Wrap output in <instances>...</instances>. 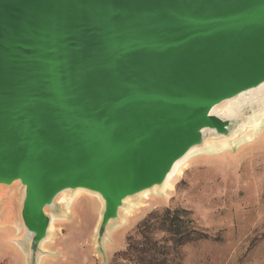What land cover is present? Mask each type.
I'll return each instance as SVG.
<instances>
[{
  "label": "water",
  "instance_id": "water-1",
  "mask_svg": "<svg viewBox=\"0 0 264 264\" xmlns=\"http://www.w3.org/2000/svg\"><path fill=\"white\" fill-rule=\"evenodd\" d=\"M263 110L264 0H0V204L29 264L63 197H99L100 241Z\"/></svg>",
  "mask_w": 264,
  "mask_h": 264
},
{
  "label": "rangeland",
  "instance_id": "rangeland-1",
  "mask_svg": "<svg viewBox=\"0 0 264 264\" xmlns=\"http://www.w3.org/2000/svg\"><path fill=\"white\" fill-rule=\"evenodd\" d=\"M251 115H245L247 121ZM245 134L228 146L194 153L172 189L130 200L100 241L99 197L73 193L76 200L68 207L60 199L50 237L33 264H264V118L250 140ZM166 210L184 212L179 213L183 221L174 223L181 227L188 221L207 238L192 234L189 243L178 246L165 232ZM17 214V200L3 199L0 264H29L18 246Z\"/></svg>",
  "mask_w": 264,
  "mask_h": 264
},
{
  "label": "bare ground",
  "instance_id": "bare-ground-1",
  "mask_svg": "<svg viewBox=\"0 0 264 264\" xmlns=\"http://www.w3.org/2000/svg\"><path fill=\"white\" fill-rule=\"evenodd\" d=\"M262 89V88H261ZM261 89H259L258 91H262ZM237 104H232L230 103L228 106L226 105L225 107H223V109L221 108H215L213 110V112L215 114L220 113L221 111H223L224 113H229L231 108ZM221 109V110H220ZM264 118V110L260 113V116L257 114L252 117L251 121L248 123L249 124V130L248 132L246 131V134L244 136V139L246 140H250L251 137L253 136V134H255L257 132V130L259 129V127L261 126V121ZM236 137V136H235ZM235 137L232 136L230 139H225V140H220L218 142V145L221 147H225L228 146L229 144H233L235 142ZM217 144V143H216ZM215 143H206V147L205 148H211L216 146ZM197 151H201V150H196L195 148H192L181 160H179L172 168L171 172L168 174L166 180L164 181V184L162 185V191H166L167 189H172L174 182L176 181L177 177L180 175L183 165L185 164L186 161H188L187 159L196 153ZM85 192V191H81ZM87 193V192H85ZM148 195V192L145 191L142 193V197H145ZM62 203L65 207H68L70 205V203H73L76 200V195L75 196H70L69 199L67 200L65 197H63L62 199ZM64 201V202H63ZM123 223L125 222V220H122ZM55 220L54 218L51 219V223H50V227H49V237H50V233L52 231L53 228V224H54ZM48 238H46V240H44L41 245L40 248L43 249L45 243H47ZM19 249L21 250V252L23 253V256L25 258V261L27 262V255L26 253L23 251L22 247L20 244H18Z\"/></svg>",
  "mask_w": 264,
  "mask_h": 264
},
{
  "label": "trees",
  "instance_id": "trees-1",
  "mask_svg": "<svg viewBox=\"0 0 264 264\" xmlns=\"http://www.w3.org/2000/svg\"><path fill=\"white\" fill-rule=\"evenodd\" d=\"M180 214L184 213V212H177L175 211L174 213H171L169 210H166L165 212V217L168 218L169 220V224L168 227L166 228L165 232L168 233L170 236H172L173 241L175 243H177L178 246H183L187 243L190 242L191 240V236L192 234H197L199 236H202V238H207L206 235L203 234H198L197 231H195L194 229H190L189 228V223L188 221L185 222L184 225H182L180 227V225H176L174 223L175 220H182L183 219L180 217ZM184 223V222H183ZM148 237H146L145 239L147 240ZM145 245V243H144ZM155 264V263H153Z\"/></svg>",
  "mask_w": 264,
  "mask_h": 264
}]
</instances>
